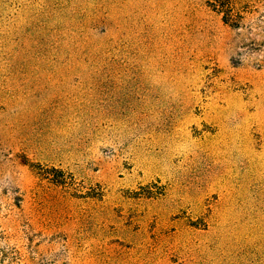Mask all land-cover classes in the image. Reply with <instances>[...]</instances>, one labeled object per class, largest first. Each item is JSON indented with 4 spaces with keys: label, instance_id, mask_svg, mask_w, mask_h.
<instances>
[{
    "label": "rangeland",
    "instance_id": "rangeland-1",
    "mask_svg": "<svg viewBox=\"0 0 264 264\" xmlns=\"http://www.w3.org/2000/svg\"><path fill=\"white\" fill-rule=\"evenodd\" d=\"M209 1L0 0V264H264V0Z\"/></svg>",
    "mask_w": 264,
    "mask_h": 264
},
{
    "label": "trees",
    "instance_id": "trees-1",
    "mask_svg": "<svg viewBox=\"0 0 264 264\" xmlns=\"http://www.w3.org/2000/svg\"><path fill=\"white\" fill-rule=\"evenodd\" d=\"M257 0H210L209 6L219 13L222 20L229 26L239 29L245 22L249 13L254 11L255 2ZM62 176L64 171H59ZM55 181L65 183L59 177L53 178Z\"/></svg>",
    "mask_w": 264,
    "mask_h": 264
}]
</instances>
